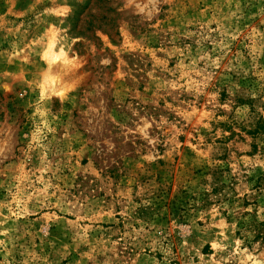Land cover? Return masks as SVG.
<instances>
[{
  "label": "rangeland",
  "instance_id": "374dc122",
  "mask_svg": "<svg viewBox=\"0 0 264 264\" xmlns=\"http://www.w3.org/2000/svg\"><path fill=\"white\" fill-rule=\"evenodd\" d=\"M253 220L264 0H0V264H264Z\"/></svg>",
  "mask_w": 264,
  "mask_h": 264
},
{
  "label": "trees",
  "instance_id": "16d2710c",
  "mask_svg": "<svg viewBox=\"0 0 264 264\" xmlns=\"http://www.w3.org/2000/svg\"><path fill=\"white\" fill-rule=\"evenodd\" d=\"M250 225L253 226L252 230H253V239H264V232L263 230H261V226H263V222H256V221H251ZM249 225V226H250Z\"/></svg>",
  "mask_w": 264,
  "mask_h": 264
}]
</instances>
